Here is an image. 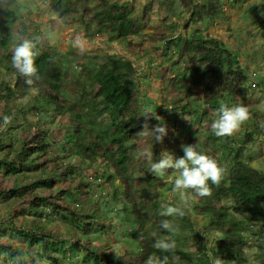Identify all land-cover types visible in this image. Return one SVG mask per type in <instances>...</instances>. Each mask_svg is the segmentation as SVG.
Listing matches in <instances>:
<instances>
[{"label":"trees","instance_id":"trees-1","mask_svg":"<svg viewBox=\"0 0 264 264\" xmlns=\"http://www.w3.org/2000/svg\"><path fill=\"white\" fill-rule=\"evenodd\" d=\"M181 3L182 9L190 8V20L180 25L181 10L173 21L163 19L165 28L150 33L145 30L151 25L147 6L141 14L142 8L120 0H57L61 20L77 23L87 31L91 43L102 42L98 36L110 32L130 45L125 53L105 52L103 62L97 63L94 57L82 63L67 60L65 65L61 56L55 58L49 40L41 43L39 36L33 37L23 20L37 1L0 0V67L15 78L13 84H4L5 106L0 118L12 125L7 130L11 135L8 141L6 131L0 130V193L8 196L1 211L30 201L28 212L15 211L6 222L11 223L12 234L27 238L30 246L39 245L36 256L41 260L49 264H249L245 248L252 245L254 236L242 234L244 229L254 231V245L262 254L259 264H264V170L254 166L247 153L258 130L264 132V115L253 128L238 133L242 144L224 129L200 140L193 128L213 119L211 109L225 119L231 109L247 108V99L258 84L251 83L235 51L221 39H207L199 28L188 34L192 23L221 15L222 1ZM173 5L174 0H159L160 8ZM137 38L140 41L135 44ZM71 54L76 56L77 49L72 47ZM161 54L163 62L152 66L151 58ZM134 55L144 64L138 65ZM182 62L187 67L181 70ZM153 79L161 81L162 87L157 98L149 99ZM33 87L38 90L32 96L36 104L19 106V94ZM102 104L110 113L112 133L97 115ZM29 110L50 112L57 120L67 118L62 123L66 125L67 152L88 169L100 164L96 178L102 174L100 185L107 183L113 189V200L122 204L123 217L131 223L127 231V241L133 242L131 250L117 252L102 238V232L109 233L114 225L102 200L90 195L94 179L76 175L78 166L66 163L50 149L48 131L36 122L20 123ZM135 137L144 144L132 157L129 143ZM35 170H41L45 178L38 174L30 177L28 171ZM170 174L175 176L170 182L176 188L175 200L182 198L187 207L150 197L153 189L159 190L169 181ZM39 185L48 194H27ZM225 199L232 200V206ZM191 203L193 209L209 215L204 228L222 233L212 255L200 240L194 257L187 238L181 240L179 230L191 225ZM47 206L63 222L58 231L49 226L51 215L46 220L40 217ZM169 207L174 217L166 224L164 211ZM20 216L22 224L14 225ZM2 223L0 220V226ZM4 233L0 227V235ZM4 255L14 264L18 254L11 243L0 238V264H8ZM77 256L80 262H69ZM35 262L33 259L32 264ZM22 264L31 262L22 260Z\"/></svg>","mask_w":264,"mask_h":264},{"label":"rangeland","instance_id":"rangeland-1","mask_svg":"<svg viewBox=\"0 0 264 264\" xmlns=\"http://www.w3.org/2000/svg\"><path fill=\"white\" fill-rule=\"evenodd\" d=\"M37 5L32 6L31 13L26 15L23 20L28 24L29 26V33L35 37L39 36L41 43H43L46 39L49 40L53 47V54L56 59H59L60 56L63 58V62L65 65H67V60L69 62L73 63H82V62H88L90 59H93L96 57V62H103L105 60V52L109 53H125L129 48L130 45L128 42H122L118 40L116 35L111 34L110 32L106 34H100L98 38L99 41L95 43H91L90 39L87 35V31L84 29H80L79 25L77 23L73 22H64L59 17L57 7H56V1L57 0H36ZM125 1L128 3L133 4L134 7H140L142 8L141 14L143 13V8L147 6L150 10V16H149V23L151 24L149 27H146L145 30L152 33L157 28H165L166 24L163 19L167 18L169 21H173L174 17L179 13L183 12L182 16L183 18L180 19V25H184L186 21L190 20L191 11H187L185 9H182V3L181 0H174V5L171 7H165L160 8L159 1L158 0H137L135 2H129L128 0H120ZM261 4L259 3V11L258 13L262 16H264V0H261ZM259 2V0H244L242 6H246V10L248 12L244 11L243 17L240 13H236V15H232L231 18L227 15L225 16L226 19L223 20L222 16L218 15L217 17H214L212 19V22H215L214 25L207 24L204 25L202 22L198 23H192L189 28L188 34H193L196 29H202L203 33L206 34L208 37L207 39L211 37H216L218 39H221L225 44L230 48L231 50L235 51V53L238 56V64L242 65L247 73L249 74L251 83H257V89L259 88L260 91L264 92V25L260 22H257V10L252 13L254 7V3ZM26 4V3H23ZM254 7V8H252ZM205 26H208L209 28H206ZM16 30V29H15ZM140 39H134V43L136 44L139 42ZM133 42V41H132ZM147 44V43H146ZM74 47L77 49V55L73 56L71 54V48ZM147 48L149 46L147 45ZM96 54V55H95ZM75 57V58H74ZM76 59V60H75ZM133 59L136 61L138 65H143L144 60H139L138 55H134ZM164 56L163 54L151 58L152 66H157L161 62H163ZM187 67L186 62H182L179 65V68L182 70L183 68ZM142 70V69H141ZM144 70L142 73H144ZM6 69L3 67H0V118L3 116V109L5 106V100L4 97L6 94V83L13 84L15 82V78L13 75L6 73ZM155 74L154 72H152ZM162 87L161 81L157 79H153L150 83V88L148 90V98L153 99L157 98L160 90ZM253 93L250 98L247 99V108L242 107L239 109H231L229 111V115L225 119H221L217 111H214L211 109L210 113L213 114V119L205 121L201 126L195 124L194 129L196 130V137L200 140H206L207 137L215 131L219 130H226L231 133V138H235L236 142L239 144H242L243 141L240 140L242 137L238 135L240 132H244L246 129H251L254 127V123L258 120H262V117L264 115V94H260L259 90ZM38 90L36 87L31 88L27 93L19 94V97L17 98V102L19 106L26 105L29 103L30 106L36 104V100L32 98L34 94H37ZM17 109V107H16ZM106 104H102L98 107V116L99 119L101 118L102 121L106 122L109 127L107 129V132L112 133L111 126V117L110 113L107 110ZM249 111V113H248ZM172 117V116H170ZM98 119V120H99ZM27 120V121H26ZM67 120L66 117L62 116L59 117V120L53 119L50 116V112L45 113H37L33 111H28L26 113V118L22 117L20 119V123L22 125L26 122H32L37 123L40 125L44 130L48 131L50 133L52 146L50 149L60 156V158H65V162H70L73 165H77V170L75 172L76 175H84L85 177L89 176L94 179V182L92 184V187L90 189V195L96 199H99L102 203L103 210L108 212V216L113 221L114 227L109 230V233H103L102 232V238L107 240V242L112 244V247L120 253H124L126 250L132 249V239L128 242V230L130 229V222L125 220L123 217L122 210V204L121 203H115L113 200V189L107 184L104 183L103 185H100V182L102 181V174L100 175L101 178H96V171L100 170V164H97L92 169H88L85 166L81 164V161L77 157L69 156L67 149L69 148L68 142L64 139L65 138V129L66 125H63L62 123H65ZM45 122L46 124L44 125ZM100 123L101 120H99ZM173 125V120L170 121V126ZM12 126L7 119L4 121H0V130L6 131L5 138L8 141L11 137L9 133H7L8 128ZM165 128H168L166 126ZM95 131H99V128H94ZM20 131L18 130V133ZM107 135L103 137L106 139ZM144 140L135 137L130 143H129V149L131 152V156H137L140 153V147L143 146ZM163 144H166L163 142ZM190 146V144H188ZM165 146H162L164 148ZM166 153V152H165ZM247 153L252 156L251 163L256 166L259 169L264 170V132L261 130H258L257 135H255L254 142L248 143L247 145ZM67 155V156H66ZM66 156V157H64ZM183 160V159H181ZM80 165V166H79ZM160 173H162V170H160ZM28 174L30 177L38 174L39 176H42V178H45V174L39 171H28ZM175 176L170 174L169 175V181L165 182V185L161 187V189L156 190L153 189L151 192L150 197H157L161 200H165V203H170V206L172 205H178V207L184 208L187 207L189 204L183 200L182 198L175 200V187L173 185H170V182H172L173 178ZM178 181L182 180L179 176H177ZM36 179V178H34ZM33 179V180H34ZM33 186V185H32ZM45 192L47 193V190L43 189L42 186L38 187H32L28 190L27 194L29 195H35L37 192ZM120 195H122V191H120ZM183 196L184 194L181 193ZM6 194L0 193V220H2V227L3 230H5V233L0 235V238L2 242L4 243H11L12 244V250L16 252L17 258L14 264H22V260L31 262L35 259L37 262L35 264H49L48 260H41L38 256H36V252L39 250V245H29V241L27 238H24L20 236L17 233H11L13 230L10 227L11 223L8 224V216H11L15 211L22 212L25 210L28 212L29 210V203L30 201L24 200L20 204L8 208L6 210L1 211L2 206L7 203ZM191 198L194 199L195 196L191 195ZM145 201V200H144ZM225 203L228 204V206H232V200H223ZM114 206V207H113ZM22 210V211H21ZM171 210V207L167 211H164L165 214V223L173 222L174 215L172 214L173 210ZM189 211L191 213L190 215V221L191 225L182 228L179 230L181 240H184L187 238V246L188 250L193 254V256H196V252L199 246L200 240L204 242V245L206 246V252L209 255H212V248L215 245L216 240H218L222 233L217 231L216 229H212L210 227L204 228V226L209 222V215L201 213L200 211H197L193 209V204L189 206ZM54 210L51 209L49 206L46 207L44 214H41L40 217L43 220H46L49 218V215H51V223L50 228L53 231H58L60 224H62V220L59 219L57 214H54ZM157 213L153 212V215L156 216ZM158 218V217H157ZM237 218V220H242V216H235L234 219ZM22 216L19 217L18 220L15 221L14 225L19 226L22 224ZM157 222V221H156ZM174 225H176V222H174ZM204 228V229H203ZM99 234V233H98ZM101 234V233H100ZM99 234V235H100ZM199 234V236H198ZM242 234H246V236L256 237L253 230H242ZM253 237V239H254ZM99 238V237H98ZM252 242V245H248L245 248V256L248 259L249 264H259L261 260V252L259 248L254 245V242ZM101 239H98L97 242L99 243ZM175 260L177 259L176 256H174ZM4 259H6V255H4ZM81 257L77 256L75 258H71V263L80 262ZM8 264H13L12 261L7 260ZM94 264V263H91ZM216 264H223L222 261H217Z\"/></svg>","mask_w":264,"mask_h":264},{"label":"crops","instance_id":"crops-1","mask_svg":"<svg viewBox=\"0 0 264 264\" xmlns=\"http://www.w3.org/2000/svg\"><path fill=\"white\" fill-rule=\"evenodd\" d=\"M135 1H137V0H135ZM134 1V2H135ZM159 1V0H158ZM195 3H199V2H201V1H205V0H193ZM222 1V3H223V12L221 13V16H222V18H223V20H225L226 19V17L225 16H229L230 18H231V16L232 15H236V13H240L241 12V16L243 17V14H244V11L245 12H248L247 10H246V6H242L241 5V8H240V4H242V2L244 1H241V2H238V3H232L233 2V0H221ZM261 0H259V2H257V3H254V7H252V8H254L253 9V11H251L252 13H254L256 10H257V19H258V21L257 22H260L261 24H262V18H264V16H262V15H260L259 13H258V9H259V6H258V4L260 3L261 4ZM185 10H187L188 12L190 11V8H188V9H185ZM220 16V15H219ZM213 20H217V19H212V18H206V19H204L203 21H201L202 22V24H204V25H207V24H210V22H211V25H214L215 24V22H212ZM216 25V24H215ZM206 28H209L208 26H205ZM227 46V45H226ZM228 47V46H227Z\"/></svg>","mask_w":264,"mask_h":264}]
</instances>
